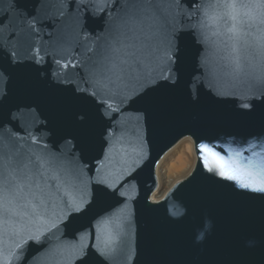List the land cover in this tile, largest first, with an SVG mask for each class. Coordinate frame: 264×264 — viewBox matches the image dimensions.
I'll return each mask as SVG.
<instances>
[{
	"label": "water",
	"instance_id": "water-1",
	"mask_svg": "<svg viewBox=\"0 0 264 264\" xmlns=\"http://www.w3.org/2000/svg\"><path fill=\"white\" fill-rule=\"evenodd\" d=\"M187 11V5H173L170 27L180 29L194 23L195 17L189 20ZM105 26V20L87 16L78 4L0 0V69L4 70L0 148L28 153L47 151V145L59 152L66 140L75 137L72 142L82 150L86 182L99 175L95 168L101 161L110 179L135 167L134 160L141 166L135 180L119 189L126 201L115 196L98 202L69 229L61 227L50 234L51 243L45 248L30 247L27 264H71L78 243H91L104 251L112 226L102 227L93 216L102 215L117 200L124 201L120 208L128 216L126 258L121 255L118 264H264V193L242 189L234 181L208 173L198 150L199 143H208L235 151L249 149L246 156L256 151L254 179H264V86L244 75L238 79L225 75L215 56L209 55L208 64L202 65L203 49L194 36L185 34L183 60L174 73V83L162 81L144 101H125L121 113H109L128 132L116 143L111 161L104 160L103 134L112 122L87 95L77 91L88 86L71 65L83 58L85 46ZM65 64L69 67L64 68ZM116 103L118 99L114 107ZM245 103L252 107L244 108ZM82 116L87 117L83 122ZM187 137L194 142V167L162 198L153 200L159 161ZM18 243L20 238L11 233L0 237V262L19 264L23 250L17 248ZM90 264L104 261L96 255Z\"/></svg>",
	"mask_w": 264,
	"mask_h": 264
},
{
	"label": "snow or ice",
	"instance_id": "snow-or-ice-1",
	"mask_svg": "<svg viewBox=\"0 0 264 264\" xmlns=\"http://www.w3.org/2000/svg\"><path fill=\"white\" fill-rule=\"evenodd\" d=\"M60 3L78 4L87 16L105 20L104 32L90 46L86 45L83 58L71 65L88 86L78 87L77 91L87 95L112 122L103 134L104 160L111 161L116 143L128 132L109 113H121L120 105L125 101L129 104L144 101L162 81L174 83V73L183 60L185 34L194 36L203 49L202 65L208 64L209 55L215 56L226 70L225 75L233 79L244 75L264 86V0H60ZM181 4L187 5L186 16L189 20L195 17V22L180 29L170 27L171 9ZM3 76L4 70L0 69V80ZM261 98L264 99V93ZM242 106L252 107L248 103ZM86 118L82 116L81 121ZM140 119L138 115L135 124L138 139ZM72 140H66L65 148L59 152L47 145V151L28 153L0 148V237L11 233L20 238L17 248L23 254L19 264H27L30 247L45 248L51 243L50 234L61 227L69 229L73 221L87 216L98 202L115 196L126 201L119 189L135 180L140 170L139 161L134 160L136 166L123 169L122 178L110 179V174L103 172L101 161L95 168L99 175L90 176L86 182L82 150ZM142 150L141 142L139 154ZM198 150L208 173L234 181L242 189L264 193V179H254L258 166L254 157L258 152L246 156L249 149L235 151L222 144L213 147L208 143H199ZM124 201L117 200L102 215L93 216L102 227L112 226V234L104 241L105 250L99 251L91 243H78L71 264H90L96 255L103 258L104 264H118L121 255L126 258L128 216L120 208ZM72 235L80 239L77 233ZM89 236L95 238L94 233Z\"/></svg>",
	"mask_w": 264,
	"mask_h": 264
},
{
	"label": "bare ground",
	"instance_id": "bare-ground-1",
	"mask_svg": "<svg viewBox=\"0 0 264 264\" xmlns=\"http://www.w3.org/2000/svg\"><path fill=\"white\" fill-rule=\"evenodd\" d=\"M181 145L182 140L178 144H176L170 151H168L164 155V157L159 161L157 170L160 180V186H158V189L153 194V200H158L162 198L169 190V188L163 186V183L168 184L171 182L172 185V182L174 183L175 181H179L178 179H181L183 177L185 178L184 173L188 168L187 161L182 156L178 157L175 161L173 160V158L176 157L175 155L179 152ZM186 149L191 150L190 142Z\"/></svg>",
	"mask_w": 264,
	"mask_h": 264
},
{
	"label": "rangeland",
	"instance_id": "rangeland-1",
	"mask_svg": "<svg viewBox=\"0 0 264 264\" xmlns=\"http://www.w3.org/2000/svg\"><path fill=\"white\" fill-rule=\"evenodd\" d=\"M189 142L191 143V150H187L186 149L188 144H189ZM175 156L176 157L173 158L174 161L177 160V158L180 157V156L184 157V159L187 161L188 168H187L186 172L184 173L185 177H186L189 174V172L192 170V168L194 167V164L196 163V154H195V149H194V142H193V140L190 137L184 138L182 140V145L180 146V150ZM156 174H157V178H158V186H160L158 170H156ZM183 178L178 179V180L180 181ZM176 182H178V181H175L174 183L172 182V185L175 184ZM172 185H171V182L168 183V184L163 183V186L167 187V188H170V186H172Z\"/></svg>",
	"mask_w": 264,
	"mask_h": 264
}]
</instances>
